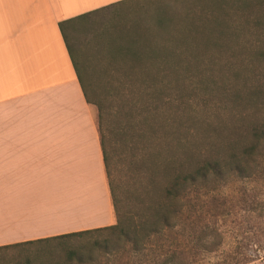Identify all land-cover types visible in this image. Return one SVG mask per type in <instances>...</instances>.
<instances>
[{
  "label": "rangeland",
  "instance_id": "374dc122",
  "mask_svg": "<svg viewBox=\"0 0 264 264\" xmlns=\"http://www.w3.org/2000/svg\"><path fill=\"white\" fill-rule=\"evenodd\" d=\"M218 30L233 33L230 36L244 31L253 46L243 48L235 39L219 42L221 54L209 58L214 62H204L187 80L189 107L199 120L181 126L179 136L186 138V149L176 145L177 128L163 114L144 134L131 100L142 99L144 107L149 101L120 83L145 77L141 67L150 49L186 50L206 43L205 38L217 36ZM65 33L88 97L105 108L100 123L111 144V178L124 211L134 209L150 187L151 175L142 162L151 158L163 167L171 156L204 152L210 141L221 138L219 133L224 135V127L239 125L241 119L264 122V0H129L78 20ZM250 91L258 97L247 103ZM91 105L98 115L96 105ZM199 196L207 198L200 201ZM187 205L185 232L167 230L158 239V253L166 251L163 247L179 246L187 264H264L263 159L251 175L229 176L208 196L203 190L193 194ZM202 229L214 232L215 250L198 249L187 236ZM102 239L93 233L2 247L0 264H77L78 253L86 260L92 253L95 259L83 264L108 259V264H140L133 254L104 255L102 248L93 247Z\"/></svg>",
  "mask_w": 264,
  "mask_h": 264
},
{
  "label": "crops",
  "instance_id": "0c3cea01",
  "mask_svg": "<svg viewBox=\"0 0 264 264\" xmlns=\"http://www.w3.org/2000/svg\"><path fill=\"white\" fill-rule=\"evenodd\" d=\"M127 1L0 0V246L115 222L97 114L59 24Z\"/></svg>",
  "mask_w": 264,
  "mask_h": 264
},
{
  "label": "trees",
  "instance_id": "16d2710c",
  "mask_svg": "<svg viewBox=\"0 0 264 264\" xmlns=\"http://www.w3.org/2000/svg\"><path fill=\"white\" fill-rule=\"evenodd\" d=\"M82 18L84 17L62 22L59 26L64 40L68 44L72 60H74V66L86 102L93 103L97 108L99 142L115 222L105 227L13 243L0 246V248L34 244L52 239L62 240L68 237H81L94 233L104 238L93 243V247L98 246V248L103 249L102 253L104 255L115 257L120 254H133L140 257V264H187L182 256L183 251L177 249L179 246L171 250H168L166 246L162 249H165V252L158 253V239L170 230L176 229L178 233L185 232L189 219L187 200L193 194H199V191L203 190L205 196H208L227 177L233 175L246 177L255 171L258 160H264V122L241 119L239 125L224 127V135L219 133L221 138L210 141L204 152L191 153L188 151L183 154V157L178 156L175 158L171 156L163 167L153 160L151 161V158L145 163L142 162V165L144 164L145 169L151 175L150 187L145 191V197L138 200V205H135L134 209L124 211L116 186H114L111 178L112 158L109 154L111 144L103 130V125L100 123L105 108L101 101L92 102L88 97L78 65L66 39V27ZM232 34L218 30L217 36L205 38L206 43L196 44L186 50L174 48L149 50L145 55L148 62L141 67L145 77L140 80L127 81L129 83L125 81L120 83L122 88L127 87L132 92L133 89H136V93L139 94L138 98H145L149 101L147 107H144L142 99L136 100V102L134 99L131 100V102H134L132 106L136 107L134 111L139 117L140 125L138 126L144 134L155 126L150 125V122H155L161 114L167 116L165 119L172 120L170 125L176 127L177 131H171V133H177L178 136L182 125L192 124L194 121L199 120L193 118L194 116L189 107L190 88L186 84L187 80L195 70L203 66L204 62H214L211 61L213 59L209 58L221 54L222 49L221 45L218 44L219 42L235 39L241 41L243 48L250 49L253 46V39L248 37L244 31L240 33V36H230ZM128 52L130 56H137L131 50H128ZM254 97H258V95L250 91L245 96V100L247 103H252ZM122 103L124 104L123 101ZM219 134L217 135L219 136ZM175 138L177 140L176 145L178 144L180 150L186 149L184 148L186 138L182 140L180 136ZM199 198L201 201L207 197L199 196ZM167 230L168 232H166ZM194 233L187 236L191 237V242L194 240L196 248L206 251H213L217 248L218 241L213 237L214 232L202 229L197 235H194ZM164 240H168V238ZM84 257L78 253L75 255L74 261L77 264H83L87 260L90 262L95 260L92 253H89L87 260ZM110 261L108 259L106 262H101V264H108Z\"/></svg>",
  "mask_w": 264,
  "mask_h": 264
}]
</instances>
